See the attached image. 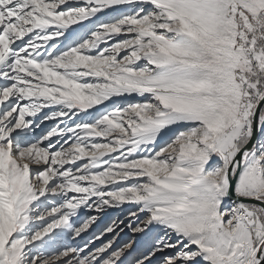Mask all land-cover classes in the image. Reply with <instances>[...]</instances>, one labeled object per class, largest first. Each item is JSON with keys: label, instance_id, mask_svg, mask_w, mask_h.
<instances>
[{"label": "snow or ice", "instance_id": "snow-or-ice-1", "mask_svg": "<svg viewBox=\"0 0 264 264\" xmlns=\"http://www.w3.org/2000/svg\"><path fill=\"white\" fill-rule=\"evenodd\" d=\"M0 264H264V0H0Z\"/></svg>", "mask_w": 264, "mask_h": 264}, {"label": "rangeland", "instance_id": "rangeland-1", "mask_svg": "<svg viewBox=\"0 0 264 264\" xmlns=\"http://www.w3.org/2000/svg\"><path fill=\"white\" fill-rule=\"evenodd\" d=\"M48 126H49L48 124L43 125V126L41 127V129H38V130H37L36 134L39 135L40 132H42L43 130H45ZM171 135H172L171 133H165V136H166V137L171 136ZM116 214H117V213H115V212L109 213L108 215H106V216L104 217V220H107V219H109L110 216H115ZM126 239H127V235L122 234L121 237H120L119 242L122 243V242H123L124 240H126ZM97 243H99V242H97Z\"/></svg>", "mask_w": 264, "mask_h": 264}]
</instances>
